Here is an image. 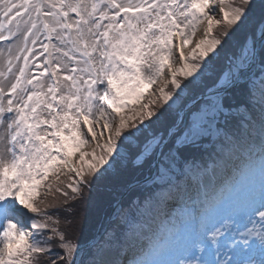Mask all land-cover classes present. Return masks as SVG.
<instances>
[{"label":"snow or ice","instance_id":"1","mask_svg":"<svg viewBox=\"0 0 264 264\" xmlns=\"http://www.w3.org/2000/svg\"><path fill=\"white\" fill-rule=\"evenodd\" d=\"M254 8L0 0V264H84L80 206L126 160L142 182L104 234L120 259L95 242L89 264H264V13L260 47L247 39L184 103Z\"/></svg>","mask_w":264,"mask_h":264},{"label":"rangeland","instance_id":"2","mask_svg":"<svg viewBox=\"0 0 264 264\" xmlns=\"http://www.w3.org/2000/svg\"><path fill=\"white\" fill-rule=\"evenodd\" d=\"M256 1H257V3H256ZM253 3L255 4V8L253 9L252 21L250 22V24L245 29H243L242 31H240V32L236 33L234 36H232V39L231 40H228L227 37L223 38L222 44L220 46H218L216 50L219 51L220 48L221 47H225V44H226L225 51L222 54V56L220 57V59L209 70L208 75H210L214 71V69L216 68L215 66L218 63L221 62L220 66L218 68H216V72H215V75H217V77H219L221 75L223 69L227 66V62L226 63H223L224 65L222 64V62H225L224 56H226L227 58H229V57L237 54L238 50L245 44V42H246L247 39H256L260 35V33H259V23H260V16H261L262 13H264V0H253ZM199 38H201V37H200V33L198 32L197 35H196V37L193 38V41L195 42ZM192 46L193 45L190 44L188 47L191 48ZM212 55H214V53H209V57H206L205 59L210 58ZM258 71H259V68H258ZM194 75H196V74H194ZM217 77L215 76V77L212 78L214 80V82L216 81ZM192 78L193 77H188L187 79H192ZM205 80H206V78L203 80V82ZM203 82H201L200 84H198L195 87H193V88H191V89L188 90V93H187V95H186V97L184 99V103L185 104L190 103L193 100V98H196L198 96V87L197 86L201 85ZM158 86H163V82L158 81L157 82V85L151 86V91H155ZM169 87H171V86L169 85ZM145 91H148V89H145ZM177 91H179V90H177ZM148 98L149 97H145L143 102H147V99ZM173 99H175V97H173ZM131 103H134V102H131ZM170 103H171V101H168L165 105L167 106V104H170ZM160 111H162V110H160ZM157 114H159V113H157ZM172 116L175 119L178 118V116L176 114L166 115L165 117H162V123L158 126V130L159 131H161L160 129H161L163 123L164 122L166 123L167 119L168 118H172ZM149 119H155V116L150 117ZM147 122L148 121L146 120L145 123H147ZM134 130H135L134 128H128V129L125 130V134H127V132L134 131ZM104 131L107 134V130H104ZM83 150L89 151L90 150L89 149V146L88 145H85ZM85 159L87 160L88 157H86ZM73 163L74 164H78L79 161L76 160V159H74L73 160ZM128 165L130 166L131 169H136L135 166H134V164L133 165H130L129 162L126 160V161L123 162V164L121 165V167L119 168V170L121 168L123 169L124 166H128ZM65 172H66V170H65ZM61 177H62L61 181H63L64 183H71V182H73L72 173H67L66 172V174L65 175H61ZM128 187L126 189L125 188L124 189L127 190ZM111 189H113V188H111ZM99 190H101V189L95 188L93 190V192L98 193ZM135 190H136L135 188H134V190L133 189L130 190L128 192V194L125 195L124 197H123L124 194L121 193V195L117 198V200H116V196L118 194H116L114 196L113 194H111L112 193V190H111V192L109 190V193H110L109 197L107 198V200H101L102 202L97 201L98 199L95 198V197L92 198L91 197V194L89 192H86L85 195H86L87 199H85V201L83 203H89V200H92L93 202H96L98 204V206L101 207V209L99 207L98 208L93 207V213H90L92 216H90V214H88V212H85L83 214L84 217H85V222H86L87 225L85 224V222H83V218L81 217V223L82 224H81L80 231H82V228L83 227L88 226L89 224L92 226V228H94V225L96 223V226H95V228H94L93 231H96L97 232V230L101 227L103 221L106 220V219H108L110 217V213L113 212V210H114L116 204L119 202L120 198L123 197L122 200H124L125 198H128L129 194L130 195H133V193H134ZM109 203L111 204V206L113 204L114 205H113V208L110 211V213L107 214L106 213V207L109 205ZM88 205L89 204H85L84 209L83 210H80V214L81 215H82V213L84 211H86V209L88 208ZM103 212H104V214H102ZM88 217H89V219H88ZM105 231L106 230H104L101 233V236L102 237H104ZM97 240H96V242H97ZM100 243L103 244V243H107V242H105L104 240H102ZM109 244L111 245V250L109 251V253L107 255V258L108 259H111L113 261H116V260L120 259L118 243L116 241H109ZM256 258L258 259L259 256L257 255ZM82 259L84 261V264H89L90 261H92V260L95 259L94 250L92 248L85 249L84 253L82 254Z\"/></svg>","mask_w":264,"mask_h":264},{"label":"trees","instance_id":"3","mask_svg":"<svg viewBox=\"0 0 264 264\" xmlns=\"http://www.w3.org/2000/svg\"><path fill=\"white\" fill-rule=\"evenodd\" d=\"M257 3V1H256ZM224 60L225 62H222L223 63H228V58L226 56H224ZM221 62L218 63L215 67L218 68L220 66ZM224 65V64H223ZM216 68L214 69V71L208 75L206 77V80L198 87V96L196 98L199 97V95L203 94L204 92H206V90L212 86V84L214 83V80L212 79L213 77H217V75H215V72H216ZM201 86V87H200ZM195 98V99H196ZM155 107V106H153ZM167 106L165 104H163V106L161 107L160 110L163 111V108H166ZM175 120V118L172 116V118H168L166 123L164 122L162 127H161V131L165 130L166 127L170 126L171 123H173ZM142 179V173L140 171H138L137 169H131L130 166H124V168L122 169H114L112 174L105 178L104 180H102L101 182H99L95 188H99L101 190H99L98 193H95L93 192V189L91 192H89L91 194V197L92 198H97L98 200L97 201H100L102 202L101 200H107V198L109 197L110 193H109V190L111 192L112 190V193L114 196L116 194H118L116 196V200L117 198L121 195V193L124 192V190L134 181H137V180H140ZM128 185V186H127ZM127 186V187H126ZM126 187V188H125ZM113 188V189H111ZM125 188V189H124ZM136 189V188H135ZM134 190V189H133ZM129 196H132L129 194ZM128 196V197H129ZM127 199V198H125ZM85 204H89L88 205V208L86 209V211H84L81 215V217L83 218V222H85V217H84V213L85 212H88V214L90 213H93V207H96V208H100V206H98V204L96 202H93L92 200H89V203H83L81 206H80V210H83L84 209V206ZM114 205V204H113ZM113 205L111 206V204L109 203V205L106 207V213L109 214L110 211L112 210L113 208ZM105 209V208H104ZM104 214V212L102 213ZM90 216H92L90 214ZM89 219V217H88ZM81 224L80 223V227L78 229V231L75 233V238L77 239V242L80 243V242H83L84 244L89 242L96 234V231H93L95 226H96V223L94 225V228H92V226L89 224L88 226H85L82 228V231H80V228H81ZM86 224V222H85ZM87 225V224H86ZM109 228V226H108ZM86 238V239H85ZM105 240V236L103 238Z\"/></svg>","mask_w":264,"mask_h":264},{"label":"water","instance_id":"4","mask_svg":"<svg viewBox=\"0 0 264 264\" xmlns=\"http://www.w3.org/2000/svg\"><path fill=\"white\" fill-rule=\"evenodd\" d=\"M260 39H261V37L258 38V39L256 40V46H257V48H259V42H260ZM255 69H256V67L253 69V71H255ZM199 98H200V97H199ZM199 98H198L197 100H199ZM140 181L142 182V180H140ZM137 182H138V181H137ZM137 182L132 183V184L128 187V189H127L126 192L124 193L123 197H124L125 195H127V193H128L132 188H134L135 186H137ZM123 197H122V198H123ZM122 198H120V200H122ZM120 200H119V201H120ZM116 205H117V204H116ZM113 217H114V210H113V212L111 213L110 217H109L107 220H105L104 223L101 225V227H100V229H99V231H98L97 236L101 235L102 231L106 228L108 222H109ZM93 242H94V241L88 243L87 245H85V247H87L88 245H91Z\"/></svg>","mask_w":264,"mask_h":264}]
</instances>
